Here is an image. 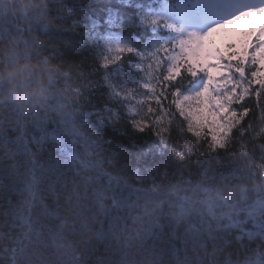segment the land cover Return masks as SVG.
<instances>
[{
    "label": "snow or ice",
    "instance_id": "obj_1",
    "mask_svg": "<svg viewBox=\"0 0 264 264\" xmlns=\"http://www.w3.org/2000/svg\"><path fill=\"white\" fill-rule=\"evenodd\" d=\"M0 25L47 35L62 84L0 116V264H264V0H38Z\"/></svg>",
    "mask_w": 264,
    "mask_h": 264
},
{
    "label": "clouds",
    "instance_id": "obj_2",
    "mask_svg": "<svg viewBox=\"0 0 264 264\" xmlns=\"http://www.w3.org/2000/svg\"><path fill=\"white\" fill-rule=\"evenodd\" d=\"M42 19L57 22L54 14H42ZM49 43L38 28L26 36L0 31V116L17 109L39 110L61 92L60 64L52 57Z\"/></svg>",
    "mask_w": 264,
    "mask_h": 264
},
{
    "label": "trees",
    "instance_id": "obj_3",
    "mask_svg": "<svg viewBox=\"0 0 264 264\" xmlns=\"http://www.w3.org/2000/svg\"><path fill=\"white\" fill-rule=\"evenodd\" d=\"M6 3L8 4V10H7V13L5 14L6 16L4 15V17H0V20H6L10 16H15L17 14L23 15L28 11H32L33 6L38 3V0H7ZM6 29H7L6 27H0V31L6 30ZM12 31L14 30H10L9 32H12ZM30 32H23V33L17 32V33H20L21 35L26 36ZM59 84H60V87L62 88V84L61 83Z\"/></svg>",
    "mask_w": 264,
    "mask_h": 264
},
{
    "label": "rangeland",
    "instance_id": "obj_4",
    "mask_svg": "<svg viewBox=\"0 0 264 264\" xmlns=\"http://www.w3.org/2000/svg\"><path fill=\"white\" fill-rule=\"evenodd\" d=\"M1 31H7V32H9L10 30L9 29H6V30H1ZM13 33H17V31H12ZM17 34H20V33H17ZM217 43L221 46V47H223L224 45H225V43H226V41L223 39V37H219L218 39H217Z\"/></svg>",
    "mask_w": 264,
    "mask_h": 264
}]
</instances>
